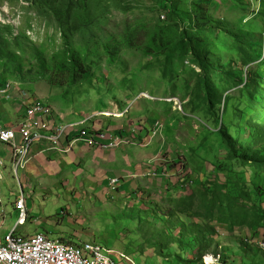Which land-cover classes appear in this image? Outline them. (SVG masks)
<instances>
[{
  "label": "rangeland",
  "instance_id": "1",
  "mask_svg": "<svg viewBox=\"0 0 264 264\" xmlns=\"http://www.w3.org/2000/svg\"><path fill=\"white\" fill-rule=\"evenodd\" d=\"M190 42L214 70L185 53ZM259 46L264 0H0V87L19 83L16 96L30 92L91 128L121 124L115 118L134 125L119 129L125 142L107 153L116 165L103 163L105 176L79 161L71 176L43 183L8 165L0 181L7 230L22 190L28 220L19 233L95 241L117 264H132L121 255L134 264H199L205 252L264 264V168L232 160L218 132L247 160L264 156V63L246 62ZM68 54L89 78L73 82ZM207 89L212 100L225 97L218 116ZM17 101L0 95V126L23 109Z\"/></svg>",
  "mask_w": 264,
  "mask_h": 264
},
{
  "label": "built area",
  "instance_id": "2",
  "mask_svg": "<svg viewBox=\"0 0 264 264\" xmlns=\"http://www.w3.org/2000/svg\"><path fill=\"white\" fill-rule=\"evenodd\" d=\"M19 85L7 81L0 87L3 98L8 101L18 98L24 106L22 118L15 125L0 126V144L6 145L10 153L8 161L0 156V181L8 162L11 171L18 176L19 171L27 167L33 146L39 142H45L50 149H60L65 140L68 145L64 152H69L76 142L102 150H114L125 142L117 131L91 128L87 125L88 119L58 124L54 111L42 99L26 91L21 92V97H16L21 91ZM119 183L118 177L108 179L110 187H117ZM23 193L21 190L14 202L13 210L18 212V217L8 231L6 219L8 215L12 217V213L6 210L0 188V264H117L111 257L112 250L95 241L73 244L44 232L19 233L20 227L28 220ZM258 248L264 255L263 239ZM121 257L134 264L124 255ZM201 264H222L221 255L210 253L203 256Z\"/></svg>",
  "mask_w": 264,
  "mask_h": 264
},
{
  "label": "crops",
  "instance_id": "3",
  "mask_svg": "<svg viewBox=\"0 0 264 264\" xmlns=\"http://www.w3.org/2000/svg\"><path fill=\"white\" fill-rule=\"evenodd\" d=\"M19 97V96H16ZM18 98L15 100H12V102L14 104H18ZM17 109V117L16 119L14 118L13 120L11 119H7L5 122L4 126H13L15 125L21 118H22V110L19 111L18 106H16ZM56 122L58 124H62L64 122H71L74 121L75 119H70L67 120L63 117V115H56ZM121 120V124H116V126H114L113 124L110 125L109 127L106 128H110L113 131H117L119 132V129H123L126 128V126L128 127H132L134 125H129L130 119L126 120L124 119V122L126 124L123 123V120L120 118H115L114 121H119ZM114 126V127H112ZM112 127V128H111ZM106 128H102L100 127V129H106ZM68 145L67 141H62L61 143V148L60 149H50L48 147V144H46L45 142H39L37 144H35L30 152V156L31 159L27 165V167L25 168L26 170H31L33 173V176H35L38 179V182L41 181L43 183H52L54 181H57L56 178L57 177H68L71 176L72 174V168L74 167V163L79 162V161H84L85 162V168H89V170H91V173L93 176L95 177H101V176H105L108 172L105 169L104 171V166H108V165H116V161L111 162L110 159H108L110 157V153L114 150H102L100 148L97 147H89L84 145L81 142H76L72 145V148L69 152H64L63 149H65V147ZM0 147L3 149V151H5L6 154V158L5 160H10V153L8 150V147L6 145H2L0 144ZM117 150V149H116ZM106 160H109L108 163H106ZM100 161V164H97ZM118 161H120L118 159ZM105 165H104V164ZM7 165H9V162L7 163ZM74 174H76V172H73ZM45 185V184H44ZM43 185V186H44ZM39 229H37L38 231ZM50 230H46L44 233H48ZM55 238H61L60 236H55Z\"/></svg>",
  "mask_w": 264,
  "mask_h": 264
},
{
  "label": "trees",
  "instance_id": "4",
  "mask_svg": "<svg viewBox=\"0 0 264 264\" xmlns=\"http://www.w3.org/2000/svg\"><path fill=\"white\" fill-rule=\"evenodd\" d=\"M182 48L185 51V53H188V52L191 53L193 61L195 62V64H197L200 67V69L204 70L205 72L207 71V68L214 70V68L212 66H209L206 63L205 57L196 53L194 42H190L189 44L185 43L182 46ZM246 54H247V59H246L247 64L250 61L264 63V51H262L261 46H259V50H255L254 48H252V50H249L248 52H246ZM68 59H69L70 66H71V79L73 80V82L89 78V72H90L89 69L86 66L82 65L81 62L79 61V59L74 57V54H68ZM217 76H218V74H217ZM202 80H203V77H202ZM245 86L250 87V85L247 81L245 83ZM206 94H207L206 95V101L208 100V104L210 105V108L213 110L214 115L218 116V113L216 111V106H219L222 103H224L225 97H223V95L221 94L212 100L210 98V95H211L210 89H207ZM218 132L221 134L222 141L225 145V148L228 150L229 155H230L232 160H238V158H240V160L245 164H246V161H249L257 167L262 166L264 168V156H261L260 154L255 153L253 157H249V159L247 160V158H246L247 152L246 151H240V153H238L237 149L235 148L234 138H232V136L224 128H222V126L219 128ZM204 241H205L204 237H201L200 244L204 245V243H205ZM208 254H210V253L205 252V255L202 254L200 256L201 260H200L199 264H201L202 257L206 256ZM184 255H185V253L182 254L183 257H184ZM262 256L264 258L263 254H262ZM179 259H180V263H186L189 261L188 258L183 259V258L179 257ZM221 262H222V264H227V261H226L224 255L223 256L221 255Z\"/></svg>",
  "mask_w": 264,
  "mask_h": 264
},
{
  "label": "bare ground",
  "instance_id": "5",
  "mask_svg": "<svg viewBox=\"0 0 264 264\" xmlns=\"http://www.w3.org/2000/svg\"><path fill=\"white\" fill-rule=\"evenodd\" d=\"M105 114H107V115H108V113H105Z\"/></svg>",
  "mask_w": 264,
  "mask_h": 264
}]
</instances>
